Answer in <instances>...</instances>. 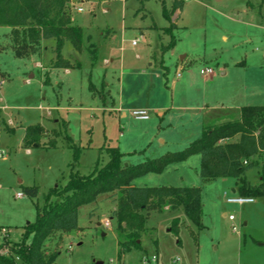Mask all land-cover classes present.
Returning <instances> with one entry per match:
<instances>
[{"label": "rangeland", "instance_id": "1", "mask_svg": "<svg viewBox=\"0 0 264 264\" xmlns=\"http://www.w3.org/2000/svg\"><path fill=\"white\" fill-rule=\"evenodd\" d=\"M180 1L182 11L167 20L164 8L173 0H71L83 49L65 43L63 58L79 64L68 72L51 67L54 40H43L36 55L16 58L11 29L0 26V227L7 232L0 230V250L22 241L45 196L66 185L72 169L88 176L105 166L106 149L117 147L124 166L138 165L184 150L201 136L203 123L235 121L238 114L227 106L264 105V0ZM172 37L173 48L162 52ZM205 68L211 78L200 73ZM207 106L216 109L204 118L200 110ZM134 110H146L149 119L136 120ZM38 124L39 146H25L27 128ZM71 145L80 149L77 161ZM200 163L197 156L132 185L199 187L204 228L182 209L164 208L146 219L140 248L121 252L112 218L119 194H101L79 208V231L51 234L45 254L58 250L55 264H264V197L228 204L240 196L233 193L237 180L203 183ZM260 172V166L246 172L251 186L260 183ZM30 187L36 197L26 193Z\"/></svg>", "mask_w": 264, "mask_h": 264}, {"label": "trees", "instance_id": "2", "mask_svg": "<svg viewBox=\"0 0 264 264\" xmlns=\"http://www.w3.org/2000/svg\"><path fill=\"white\" fill-rule=\"evenodd\" d=\"M70 1L0 0V26L11 29V48L16 58L38 54L41 42L52 39L56 47L51 67L64 70L79 67V64H72L62 56V49L67 42L77 52L83 49V31L72 22L68 7ZM145 1L147 0H141ZM182 8L183 1L173 0L169 10L164 8L165 18L170 20ZM174 43L172 37L169 45L162 47V52L172 49ZM88 50L92 62H95L96 49L90 46ZM105 93L103 91L102 96ZM42 134L41 125L28 127L24 138L25 146H39ZM237 135L240 136L237 142L221 143ZM68 142L72 141L68 139ZM50 146L55 147L56 143H50ZM71 147L75 150L74 159L77 161L80 149L75 145ZM106 151L109 160L105 166H97L88 176H80L72 169L66 185L56 186L49 191L44 205L37 208L35 221L25 227L22 241L6 245L7 254L0 253V264H55L59 252L56 250L46 255L43 250L45 241L55 231H79V208L94 203L101 194H119L112 218L116 222L121 252L140 248L141 243L138 241L145 231L146 219L152 212L161 213L166 207L171 211L182 209L192 224L198 229L204 228L199 187L132 185L136 179L148 174H160L168 166L185 162L196 155L201 158L199 176L203 183L235 178L238 184L236 192L240 196L253 199L264 197V161L257 186H251L245 175L257 165L254 159L264 156V106H243L235 121L222 125L204 123L201 136L189 143L184 150L148 159L138 165L124 166V155L117 147H110ZM37 192L35 187L26 189L30 197H36ZM178 222L177 219L173 227L175 231ZM0 230L5 231L2 227ZM30 236L32 240L28 243Z\"/></svg>", "mask_w": 264, "mask_h": 264}, {"label": "built area", "instance_id": "3", "mask_svg": "<svg viewBox=\"0 0 264 264\" xmlns=\"http://www.w3.org/2000/svg\"><path fill=\"white\" fill-rule=\"evenodd\" d=\"M79 12L82 11V9H78ZM137 44V41H134L133 42V45H136ZM200 73L202 75H208V76H211L213 74V71L211 68H205L204 70H201ZM180 74L178 73L177 77H179ZM132 116L136 119V120H140V121H146L149 119V115L147 113L146 110H134L132 111ZM23 195L21 193H17L16 197L17 198H21ZM226 202L228 204H239V205H244V204H252L254 202V199L253 198H249V197H242V196H239L237 198H228L226 200ZM229 219L231 221H233V216H230ZM109 221L106 220L105 222V226H109ZM233 231H236V227L233 226ZM4 235H6V232H3ZM0 253L2 254H7L8 253V248L7 247H4L3 250H0ZM156 258L153 257L152 258V261H155Z\"/></svg>", "mask_w": 264, "mask_h": 264}, {"label": "crops", "instance_id": "4", "mask_svg": "<svg viewBox=\"0 0 264 264\" xmlns=\"http://www.w3.org/2000/svg\"><path fill=\"white\" fill-rule=\"evenodd\" d=\"M177 13H179V12H176V14ZM185 57H182V59L181 60H183ZM163 65V67L164 68H166L165 66H164V64H162ZM238 65H245V63L242 61L241 63H239ZM210 65H208V67H209ZM66 72H68L69 70L68 69H66L65 70ZM179 73V72H178ZM180 74V73H179ZM221 74H222V76H226L227 74H228V72H226L225 70L224 71H221ZM178 75V74H177ZM180 77V76H179ZM210 77V76H209ZM211 77H212V75H211ZM210 77V78H211ZM244 88L246 87V86H243ZM255 94V93H254ZM254 94H252V96H255ZM244 106V105H243ZM243 106H227L226 107V109H229V110H231V109H233V111H235L234 113H237L238 115H239V110H240V108H242ZM247 106V105H246ZM248 106H264V105H248ZM224 107H223V105H221V109H223ZM215 107H209V106H207V107H205L203 110H200V111H202V116L205 118V116H209V115H211V114H213L214 115V111H215ZM122 116H125V113L123 112L122 113ZM238 118V116L236 117V119ZM209 121H211V120H209ZM214 121V120H213ZM204 124V123H203ZM203 124H202V129H203ZM237 136H239V135H237ZM237 136H235V137H237ZM240 137V136H239ZM239 137H237V138H239ZM162 142H163V140H161ZM238 141V140H237ZM237 141H233L232 139L231 140H226V141H222L221 143H226V142H237ZM192 142V141H191ZM190 142V143H191ZM35 146H37V145H35ZM38 147V146H37ZM197 156H199V155H196V156H193V157H191V158H189L187 161H189L190 159H192V158H194V157H197ZM264 157V156H263ZM262 156H259V157H256L254 160L257 162V167H259L260 166V170H261V168H262V165H263V158ZM187 161H185V162H187ZM182 163H184V162H182ZM178 164H180V163H178ZM173 165H177V164H173ZM170 166H172V165H170ZM170 166H168V167H170ZM147 176V175H146ZM133 183V182H132ZM233 193H236V190H233ZM166 209H168L167 207H166ZM224 216H226V214H224ZM153 257H155L156 258V260L155 261H153V263L154 262H156L157 260H158V258H157V256L156 255H153ZM152 257V258H153Z\"/></svg>", "mask_w": 264, "mask_h": 264}, {"label": "water", "instance_id": "5", "mask_svg": "<svg viewBox=\"0 0 264 264\" xmlns=\"http://www.w3.org/2000/svg\"><path fill=\"white\" fill-rule=\"evenodd\" d=\"M97 264H102V263H97Z\"/></svg>", "mask_w": 264, "mask_h": 264}]
</instances>
